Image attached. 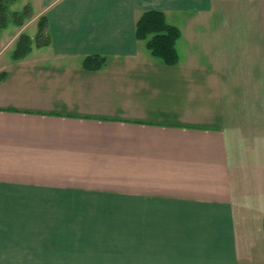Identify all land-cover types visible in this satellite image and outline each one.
Instances as JSON below:
<instances>
[{"label":"crops","instance_id":"0c3cea01","mask_svg":"<svg viewBox=\"0 0 264 264\" xmlns=\"http://www.w3.org/2000/svg\"><path fill=\"white\" fill-rule=\"evenodd\" d=\"M27 6L0 29V264H264V0ZM152 10L174 66L136 38Z\"/></svg>","mask_w":264,"mask_h":264},{"label":"trees","instance_id":"16d2710c","mask_svg":"<svg viewBox=\"0 0 264 264\" xmlns=\"http://www.w3.org/2000/svg\"><path fill=\"white\" fill-rule=\"evenodd\" d=\"M11 1L14 0H0V29L5 28L10 22L21 25L22 20L30 15L28 6L21 13H10L8 7ZM135 34L137 40L145 42L147 50L153 57L161 59L168 66H174L178 63L176 42L180 37V32L175 26L166 22L162 12L154 10L144 12L136 23ZM33 42L36 47L48 46L49 36L46 33L44 18H40L38 21V32L34 40L25 34L19 37L13 59L25 57L31 51ZM104 65L105 59L99 57H88L84 61V66L92 70L100 69Z\"/></svg>","mask_w":264,"mask_h":264},{"label":"rangeland","instance_id":"374dc122","mask_svg":"<svg viewBox=\"0 0 264 264\" xmlns=\"http://www.w3.org/2000/svg\"><path fill=\"white\" fill-rule=\"evenodd\" d=\"M13 2H15V0H14V1H11L10 4H12ZM29 16H30V15H29ZM9 17H10V16H9ZM29 18H30V17H28V18H24V19L22 20V21H23L22 23H23V24H26V25H25V27L27 28L26 33H30V30H29V29L31 28V23L28 22ZM16 21H18V19H16ZM18 23H19V22H18ZM22 23H21V24H22ZM19 26H20V25H19Z\"/></svg>","mask_w":264,"mask_h":264}]
</instances>
